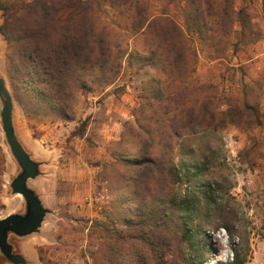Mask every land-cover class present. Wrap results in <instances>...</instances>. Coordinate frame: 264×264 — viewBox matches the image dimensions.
Returning a JSON list of instances; mask_svg holds the SVG:
<instances>
[{"label": "rangeland", "instance_id": "rangeland-1", "mask_svg": "<svg viewBox=\"0 0 264 264\" xmlns=\"http://www.w3.org/2000/svg\"><path fill=\"white\" fill-rule=\"evenodd\" d=\"M97 1V23L100 27L117 25L129 50L135 47V38L128 33L139 22L131 23L134 15L173 19L188 34L196 51L195 83L216 95L220 110L236 111L234 120L224 125L218 138L168 141L165 148H172L167 156L171 160L167 158L165 169L156 179L149 178L150 173L145 175L144 183L149 188L140 187L134 180L136 168L122 166L120 159L128 153L136 154L132 138L141 131V124L149 123L144 115L150 112L146 104L151 99L145 96L149 92L143 71L136 73L138 67L130 69L125 64L112 83L98 81L91 90H75L70 101L72 120L49 115L43 108L27 115L9 82L6 41L0 34V77L12 97L14 131L31 159L39 162V174L27 185L48 209L37 232L24 237L9 235L13 252L26 253V245L32 246L38 249L44 264H106L107 259L112 264H129L136 257L130 254L133 239L128 236L141 229L137 225L141 214H147L149 208L156 213L170 196L189 193L197 196L201 211L190 214L188 224H203L205 237L201 240L208 245V252L201 250L202 241L193 240V247L182 242L170 226L165 234L170 243L164 254L166 264H232L235 258L236 264H264V95H259L264 93V50L255 44L264 40V0H232L231 24L213 23L209 40L202 42L195 25L185 18L188 0ZM217 2L221 5V0ZM202 4L205 11L207 5ZM3 18L0 10V25ZM226 26L231 27L229 32ZM253 44L256 47L250 49ZM246 57L254 59L245 62ZM215 76L220 78L214 83ZM251 76L260 78L253 80ZM246 102L253 104L254 110L246 109ZM0 139L5 155L2 218L25 212V203L21 195L11 191L10 183L20 167L1 128ZM171 166L176 167L181 180L173 175ZM117 171L125 180L116 175ZM119 183L127 188L125 192ZM207 184L211 200L205 194ZM119 194L125 202L123 207L116 204ZM90 196L101 199L90 202ZM105 226L114 233L111 241L99 237ZM116 233L124 235L123 245H117ZM0 264L11 263L0 254ZM145 264H154V259H147Z\"/></svg>", "mask_w": 264, "mask_h": 264}, {"label": "trees", "instance_id": "trees-1", "mask_svg": "<svg viewBox=\"0 0 264 264\" xmlns=\"http://www.w3.org/2000/svg\"><path fill=\"white\" fill-rule=\"evenodd\" d=\"M202 2L207 5L205 11L201 9ZM97 3V0H0L4 16L0 34L6 41V72L13 94L27 115L43 108L49 115L72 120L70 101L75 90H91L98 81L112 83L125 64L130 69L138 67L136 73L143 71L149 92L145 96L151 99L146 104L150 112L144 115L149 123L146 126L141 124V131L132 138L136 154H124L120 159L122 166L136 168L134 180L143 187L146 185L145 175L150 173L149 178L156 179L165 169L167 158L168 162L171 160L167 156L172 148H165L168 141L171 144L185 142L192 137L218 138L217 133L226 123L233 122L236 111L220 110L216 95L206 86L195 83L192 75L196 51L190 45L188 34L173 19L134 15L131 23L139 22L128 33L135 38V47L129 50L127 40L123 39L125 36L120 34L117 25L99 26L95 16ZM232 4V0H221V5L217 0H188L184 8L185 18L197 28L200 41H208L210 25L215 22L231 24ZM226 27L229 32L231 27ZM154 104L156 107L151 106ZM252 105L247 103L245 107L254 110ZM246 109L241 111L242 114ZM255 123H258L257 119ZM166 149L163 154L160 152ZM4 165L0 139V191ZM171 167L173 175L181 180L175 172L176 167ZM116 175L125 180L120 171ZM209 187L207 184L205 194L211 200ZM119 188L123 189L122 193L127 189L122 183H119ZM116 204L124 206L122 194L118 195ZM199 204L197 196L174 194L163 202V208L157 214L154 208H149L147 214H141L137 221L141 229L128 236L133 239L129 243L130 254L132 258L136 257L129 264H145L151 257L154 264H166L164 254L170 243L166 241L165 234L170 226L182 242L192 246L193 240L197 243L202 241L201 250L208 252V245L201 240L205 237L203 224L195 227L188 224L190 214L201 211ZM93 228L94 224L89 234ZM113 234L105 226L99 237L105 236L111 241ZM117 235V245H123L126 242L124 235ZM197 243H194L195 247ZM39 258L43 261L40 254ZM236 261L237 258L232 264ZM106 264L112 263L107 259Z\"/></svg>", "mask_w": 264, "mask_h": 264}, {"label": "water", "instance_id": "water-1", "mask_svg": "<svg viewBox=\"0 0 264 264\" xmlns=\"http://www.w3.org/2000/svg\"><path fill=\"white\" fill-rule=\"evenodd\" d=\"M12 113V97L5 80L0 77V128L11 155L20 167L10 187L12 193L21 195L25 203V212L10 213L0 218V254L12 264H26L20 254L13 252L14 246L8 240L9 235L24 237L37 232L48 209L43 206L37 193L27 185L29 179L39 174V162L31 159L17 138Z\"/></svg>", "mask_w": 264, "mask_h": 264}, {"label": "crops", "instance_id": "crops-1", "mask_svg": "<svg viewBox=\"0 0 264 264\" xmlns=\"http://www.w3.org/2000/svg\"><path fill=\"white\" fill-rule=\"evenodd\" d=\"M255 44H257V45L259 44L260 48H263V50H264V40H260V41L256 42ZM255 47H256V45L253 44L250 49L255 48ZM253 59L254 58L249 59V58L246 57L245 58V62H250ZM210 77L211 76H207V78H210ZM251 77H252L253 80L255 79L253 77L260 78V76H251ZM219 78H220V76H215L214 79L212 80V82L215 83L217 80H219ZM256 80H258V79H256ZM261 93L262 92H260L259 95L263 96L264 93H262V94ZM260 105H261V103H260ZM26 246L28 248L26 253H18V254H20L23 257L25 263L26 264H44L43 261H41L40 258H39L38 249L34 248L32 246L31 247H28V245H26Z\"/></svg>", "mask_w": 264, "mask_h": 264}, {"label": "built area", "instance_id": "built-area-1", "mask_svg": "<svg viewBox=\"0 0 264 264\" xmlns=\"http://www.w3.org/2000/svg\"><path fill=\"white\" fill-rule=\"evenodd\" d=\"M102 199H104V195L101 197ZM101 198H98V196L97 197H92V196H90V202H95V203H97L96 201H98L99 199H101ZM100 201V200H99Z\"/></svg>", "mask_w": 264, "mask_h": 264}]
</instances>
